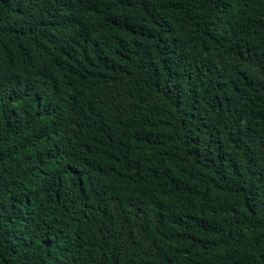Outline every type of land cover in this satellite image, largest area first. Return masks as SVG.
Here are the masks:
<instances>
[{
	"label": "trees",
	"instance_id": "obj_1",
	"mask_svg": "<svg viewBox=\"0 0 264 264\" xmlns=\"http://www.w3.org/2000/svg\"><path fill=\"white\" fill-rule=\"evenodd\" d=\"M0 264H264V0H0Z\"/></svg>",
	"mask_w": 264,
	"mask_h": 264
}]
</instances>
